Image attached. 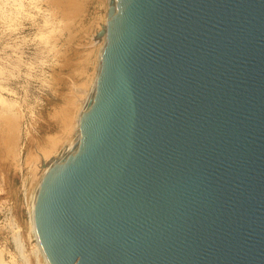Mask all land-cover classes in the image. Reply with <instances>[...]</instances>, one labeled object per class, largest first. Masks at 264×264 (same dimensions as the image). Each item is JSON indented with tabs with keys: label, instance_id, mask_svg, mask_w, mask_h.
I'll return each mask as SVG.
<instances>
[{
	"label": "water",
	"instance_id": "obj_1",
	"mask_svg": "<svg viewBox=\"0 0 264 264\" xmlns=\"http://www.w3.org/2000/svg\"><path fill=\"white\" fill-rule=\"evenodd\" d=\"M80 129L32 175L50 264H264V0H112Z\"/></svg>",
	"mask_w": 264,
	"mask_h": 264
},
{
	"label": "rangeland",
	"instance_id": "obj_2",
	"mask_svg": "<svg viewBox=\"0 0 264 264\" xmlns=\"http://www.w3.org/2000/svg\"><path fill=\"white\" fill-rule=\"evenodd\" d=\"M109 5L110 0H0V260L4 264H45L31 230L28 183L80 129Z\"/></svg>",
	"mask_w": 264,
	"mask_h": 264
},
{
	"label": "bare ground",
	"instance_id": "obj_3",
	"mask_svg": "<svg viewBox=\"0 0 264 264\" xmlns=\"http://www.w3.org/2000/svg\"><path fill=\"white\" fill-rule=\"evenodd\" d=\"M110 1H112V0H110ZM108 21V20H107ZM107 24L109 25V22H107ZM108 25H107V27H108ZM107 27H106V29H107ZM106 29H105V31H106ZM88 100V99H87ZM86 104H87V101H86V103H85V106H84V108H83V110H82V113H83V111L86 109ZM55 146V145H54ZM43 152V151H42ZM61 153V152H60ZM60 155V154H59ZM59 155H58V157H59ZM58 157L57 158H54V160L52 161V162H55L57 159H58ZM31 230L33 231L32 233L34 234L33 236L35 237V240H36V245H37V250H38V252L41 254V256H42V258H43V260H44V262L43 263H45V264H50V262L48 261V259H47V257L44 255V253H43V251H42V249H41V246H40V243H39V241H38V238H37V236H36V233H35V231H34V228H33V225H32V222H31ZM36 250V251H37ZM35 251V252H36ZM0 264H4L1 260H0Z\"/></svg>",
	"mask_w": 264,
	"mask_h": 264
}]
</instances>
